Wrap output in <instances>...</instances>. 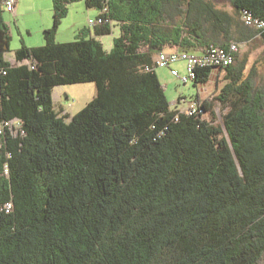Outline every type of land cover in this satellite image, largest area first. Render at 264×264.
<instances>
[{
    "label": "trees",
    "instance_id": "16d2710c",
    "mask_svg": "<svg viewBox=\"0 0 264 264\" xmlns=\"http://www.w3.org/2000/svg\"><path fill=\"white\" fill-rule=\"evenodd\" d=\"M72 1L54 0L45 44L22 46L11 64L0 0V123L13 122L0 134V264H260L264 89L238 51L226 67H196L197 110L180 111L153 51L264 42V28L242 19L264 20V0H230V11L212 0H87L120 24L111 50L89 28L56 41ZM213 76L216 94L202 98ZM90 81L85 107L57 109L56 87Z\"/></svg>",
    "mask_w": 264,
    "mask_h": 264
},
{
    "label": "rangeland",
    "instance_id": "374dc122",
    "mask_svg": "<svg viewBox=\"0 0 264 264\" xmlns=\"http://www.w3.org/2000/svg\"><path fill=\"white\" fill-rule=\"evenodd\" d=\"M212 1L229 11L233 10L230 0ZM66 4L67 11L62 17L55 36L56 41H58L57 38L59 39L58 42H70L75 40L66 37L69 31L71 33L73 22L78 21V18L81 19L79 21L87 19L90 10L97 11L96 7H89L87 0H74ZM54 5V0H19V13L17 16L12 15L7 9L3 11L4 20L8 24L10 32V47H8L9 51L7 52L10 62H12L11 58L16 61L14 53L22 46L39 47L45 44V30L53 27ZM79 36H81V33ZM175 50L177 49L175 48ZM239 51L240 60L247 58V71L251 69L254 70L255 86L264 89V42L260 39H253L247 43H242ZM186 64V61L180 60L171 66L178 69L180 75L173 74L171 67H156V71L161 79L160 81L165 89L166 97L172 106L176 103H180L177 101L179 95H185L184 102L182 103L181 101L180 105L186 107L191 98H193L191 96L194 94L196 95L199 91L198 87L195 86L194 82L191 80L186 83L183 82V77L187 74L185 70ZM219 79L222 80L221 84L225 81L223 73L219 76ZM216 80L215 76H213L212 81H209L204 88H201L200 93L202 98L211 97L216 94ZM63 91L70 96L72 103L69 111L70 114H73L82 107H85L86 104L95 97L97 88L93 81L85 83L79 82L58 87L54 92L57 103L61 99V93ZM180 100L182 99L180 98ZM218 120L219 122L222 121L220 114ZM260 264H264V256L261 258Z\"/></svg>",
    "mask_w": 264,
    "mask_h": 264
},
{
    "label": "built area",
    "instance_id": "2783aa9c",
    "mask_svg": "<svg viewBox=\"0 0 264 264\" xmlns=\"http://www.w3.org/2000/svg\"><path fill=\"white\" fill-rule=\"evenodd\" d=\"M4 8L11 12L13 15H17V7L16 4L18 0H4ZM108 8L105 7L98 17L90 18L88 20L89 26L100 25L101 23L112 24L114 20L107 15ZM243 21L252 27L255 28H264V20L260 18H255L253 14L248 11H244L242 16ZM242 43L237 41H232L228 46L221 44H209L201 49V52L196 53L195 51L187 50V49H177L171 52H167L162 49L158 52L155 62V67H171L174 63L182 60L186 61L187 64L185 66V70L187 74L183 77V82L186 83L189 80H192L196 77V67L198 66H228L232 64L235 60V53H237L240 49ZM5 56L8 59L7 53ZM12 59V58H11ZM17 64V60L12 59L11 64ZM26 62H29L26 60ZM171 71L175 75H180L178 69L171 67ZM180 111L191 113L197 110L198 104L195 100H190L188 105L185 107L184 105H180ZM11 122H3L0 123V134L3 132L5 126L12 125ZM1 147V142H0Z\"/></svg>",
    "mask_w": 264,
    "mask_h": 264
},
{
    "label": "crops",
    "instance_id": "0c3cea01",
    "mask_svg": "<svg viewBox=\"0 0 264 264\" xmlns=\"http://www.w3.org/2000/svg\"><path fill=\"white\" fill-rule=\"evenodd\" d=\"M18 4H19V0H18V3L16 4L17 15L19 13ZM100 12L101 11L99 9H97V11L96 10H90V12L88 13V18L87 19H85V20L82 19L83 21H79L81 19L78 18V21L73 22L71 33L69 31L66 34V37H68V38L70 37V39H75L77 37V35H79L80 31L89 28V29H91V32L89 33V36H93V37H95V39L100 40L105 45V47L108 50H111V48L113 46L114 38L121 34L120 24H118L117 22L114 21L112 24H109V26L111 28V33H108V34H96L94 27L89 26L88 20L90 18L98 17L100 15ZM17 15H14V16H17ZM57 40L59 41L58 38H57ZM175 48L176 49H185V48L178 47V46L177 47L176 46H173V47L165 46L163 49L166 50L167 52H171V51H174ZM188 50L195 51L196 53L201 52V49L198 48V47H192V48H190ZM159 51H160L159 49L153 51L154 59H156V56H157ZM58 87H62V86H58ZM58 87H56V89H58ZM61 94H62V97L59 100V102L57 103L56 107H57L58 110H63L64 113H66V112L70 113L69 109H70L71 103H72V101L70 99V96L65 91H63ZM180 96H181L182 100L179 99L178 101L180 103L182 101V103H183L184 102L183 100H184V98L186 96L185 95H179V97Z\"/></svg>",
    "mask_w": 264,
    "mask_h": 264
}]
</instances>
